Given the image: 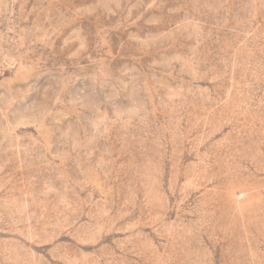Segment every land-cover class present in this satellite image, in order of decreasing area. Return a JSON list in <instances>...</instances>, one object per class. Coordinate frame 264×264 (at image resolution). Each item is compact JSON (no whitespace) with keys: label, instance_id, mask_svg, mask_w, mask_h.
<instances>
[{"label":"rangeland","instance_id":"rangeland-1","mask_svg":"<svg viewBox=\"0 0 264 264\" xmlns=\"http://www.w3.org/2000/svg\"><path fill=\"white\" fill-rule=\"evenodd\" d=\"M0 264H264V0H0Z\"/></svg>","mask_w":264,"mask_h":264}]
</instances>
